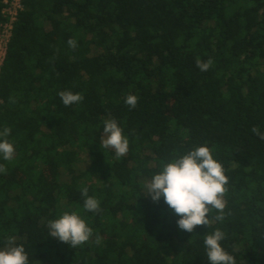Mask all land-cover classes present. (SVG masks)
Returning <instances> with one entry per match:
<instances>
[{"label":"trees","instance_id":"16d2710c","mask_svg":"<svg viewBox=\"0 0 264 264\" xmlns=\"http://www.w3.org/2000/svg\"><path fill=\"white\" fill-rule=\"evenodd\" d=\"M209 59L207 71L196 66ZM64 90L83 101L65 106ZM113 117L130 141L121 159L101 144ZM257 125L264 131V0H22L0 67V131L11 129L15 147L12 160L0 156V249L14 237L29 264H208L202 238L220 227L236 264H264ZM202 143L228 177L225 218L188 233L143 184ZM84 187L99 213L84 210ZM65 211L94 229L88 243L48 235Z\"/></svg>","mask_w":264,"mask_h":264},{"label":"clouds","instance_id":"9594fccd","mask_svg":"<svg viewBox=\"0 0 264 264\" xmlns=\"http://www.w3.org/2000/svg\"><path fill=\"white\" fill-rule=\"evenodd\" d=\"M68 46L75 50L77 43L74 39L68 40ZM212 65V60L206 62L197 61L196 66L201 71H207ZM65 106L79 104L83 101L82 93H73L69 90L57 93ZM139 97L128 94L124 103L130 108H136ZM11 129L5 127L0 131V156L3 160H12L15 147L7 137ZM251 132L260 140H264V131L260 126L251 128ZM102 147L111 149L116 159H121L129 152L130 141L113 117L103 121ZM7 169L0 164V173H6ZM228 177L225 174L223 164L215 159L213 149L202 143L185 154L162 164L160 169L143 184L145 196H150L153 202H158L163 197L165 204L179 217L177 227L185 232L192 233L196 226H209L213 220L223 223L226 207L224 194L227 191ZM88 188L81 189L84 197L83 208L87 212L99 213L100 200L88 195ZM216 211V215L210 214ZM48 235L71 248L80 247L88 243L94 229L75 211H65L58 218L47 222ZM227 239L226 232L220 228H214L203 238L208 264H236V258L224 246ZM95 242L100 243L97 235ZM0 264H29L28 253L23 245L15 243L14 237H9L5 246L0 249Z\"/></svg>","mask_w":264,"mask_h":264},{"label":"built area","instance_id":"2783aa9c","mask_svg":"<svg viewBox=\"0 0 264 264\" xmlns=\"http://www.w3.org/2000/svg\"><path fill=\"white\" fill-rule=\"evenodd\" d=\"M0 8V67L6 56L11 31L18 13L22 10V0H1Z\"/></svg>","mask_w":264,"mask_h":264}]
</instances>
